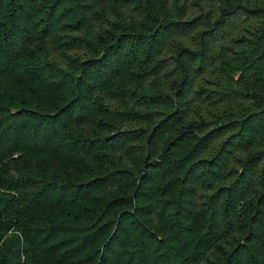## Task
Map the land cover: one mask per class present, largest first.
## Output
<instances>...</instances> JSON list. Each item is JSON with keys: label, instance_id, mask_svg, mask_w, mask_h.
Returning a JSON list of instances; mask_svg holds the SVG:
<instances>
[{"label": "trees", "instance_id": "16d2710c", "mask_svg": "<svg viewBox=\"0 0 264 264\" xmlns=\"http://www.w3.org/2000/svg\"><path fill=\"white\" fill-rule=\"evenodd\" d=\"M0 264H264V0H0Z\"/></svg>", "mask_w": 264, "mask_h": 264}]
</instances>
